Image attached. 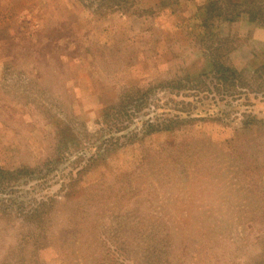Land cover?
Instances as JSON below:
<instances>
[{"label": "rangeland", "instance_id": "1", "mask_svg": "<svg viewBox=\"0 0 264 264\" xmlns=\"http://www.w3.org/2000/svg\"><path fill=\"white\" fill-rule=\"evenodd\" d=\"M242 1L0 0V167L35 169L0 193V264H264V0Z\"/></svg>", "mask_w": 264, "mask_h": 264}, {"label": "trees", "instance_id": "2", "mask_svg": "<svg viewBox=\"0 0 264 264\" xmlns=\"http://www.w3.org/2000/svg\"><path fill=\"white\" fill-rule=\"evenodd\" d=\"M253 2L254 0H245V1H242L241 4L243 6L245 5L250 6V7H247V14L249 16L248 19L250 21H257L260 17H263V14L261 13L262 11L259 12L257 10L256 11L253 10V7L255 6L253 5ZM233 18H236V17L235 16L230 17V19H233ZM236 71H237L236 68L226 66L224 61L217 59L216 57L214 58L212 72L215 77L216 85H218L219 87H225L226 83L229 81L231 77L230 75L238 73V72L236 73ZM151 126L152 125H150V127ZM167 126H168L166 128L167 130H171L175 128L173 127L172 124H168ZM34 170H35L34 168H28V167H20V168H16L15 170H8V169L0 167V193L6 194L7 196L10 197V195L14 192V189H13L14 186L11 182L13 180L18 181L23 178H31L33 176ZM2 199L3 198H0V200ZM32 208L33 209L31 210V213L37 212V216L42 217L44 213L41 212L39 208L35 206H33Z\"/></svg>", "mask_w": 264, "mask_h": 264}]
</instances>
